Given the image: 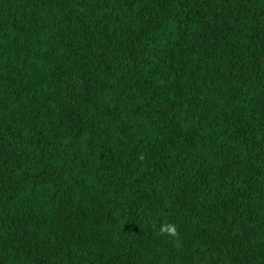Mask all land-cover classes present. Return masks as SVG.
I'll use <instances>...</instances> for the list:
<instances>
[{"label": "trees", "instance_id": "16d2710c", "mask_svg": "<svg viewBox=\"0 0 264 264\" xmlns=\"http://www.w3.org/2000/svg\"><path fill=\"white\" fill-rule=\"evenodd\" d=\"M0 264H264V0H0Z\"/></svg>", "mask_w": 264, "mask_h": 264}, {"label": "clouds", "instance_id": "9594fccd", "mask_svg": "<svg viewBox=\"0 0 264 264\" xmlns=\"http://www.w3.org/2000/svg\"><path fill=\"white\" fill-rule=\"evenodd\" d=\"M159 235L175 238L177 240H179L180 238L178 226L175 223L161 224L160 229H159Z\"/></svg>", "mask_w": 264, "mask_h": 264}]
</instances>
